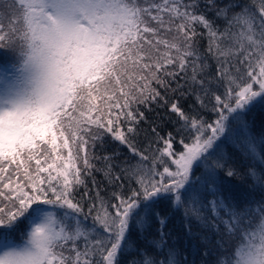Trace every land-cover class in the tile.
I'll return each mask as SVG.
<instances>
[{
  "label": "snow or ice",
  "instance_id": "snow-or-ice-1",
  "mask_svg": "<svg viewBox=\"0 0 264 264\" xmlns=\"http://www.w3.org/2000/svg\"><path fill=\"white\" fill-rule=\"evenodd\" d=\"M197 256L264 264V0H0V264Z\"/></svg>",
  "mask_w": 264,
  "mask_h": 264
},
{
  "label": "trees",
  "instance_id": "trees-1",
  "mask_svg": "<svg viewBox=\"0 0 264 264\" xmlns=\"http://www.w3.org/2000/svg\"><path fill=\"white\" fill-rule=\"evenodd\" d=\"M155 114L154 113H148L149 119H151ZM145 125H142L144 127ZM254 131L258 134L260 129L257 127L254 129ZM227 151L229 155L233 158L234 160V167L237 169L238 173L243 174L245 170L250 166L251 161L250 160H245L244 157L237 152L234 148H232L231 145H227ZM123 158V157H121ZM229 163H233V161H230ZM257 169L260 168V165H256ZM98 179L100 178L99 176L97 177ZM251 180H249L247 177H232L231 178V184L229 187L233 190V194L235 195H242V194H251V195H256L257 198H259V193H251V190L249 188V185L251 184ZM181 236H183V233H180ZM181 252V256H187L189 260L193 259L192 253H191V242H189L187 250L185 248V244L183 239L180 241V243L177 245ZM203 249H201V252ZM131 255H135V253H132ZM200 257H196L197 264H199Z\"/></svg>",
  "mask_w": 264,
  "mask_h": 264
}]
</instances>
